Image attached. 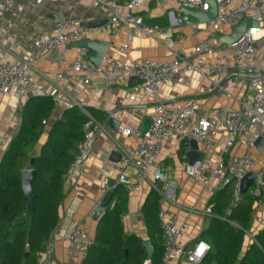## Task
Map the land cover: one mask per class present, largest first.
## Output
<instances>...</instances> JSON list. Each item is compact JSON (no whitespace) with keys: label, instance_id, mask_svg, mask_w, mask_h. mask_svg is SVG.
I'll list each match as a JSON object with an SVG mask.
<instances>
[{"label":"crops","instance_id":"1","mask_svg":"<svg viewBox=\"0 0 264 264\" xmlns=\"http://www.w3.org/2000/svg\"><path fill=\"white\" fill-rule=\"evenodd\" d=\"M118 1L123 4L126 0ZM131 12L141 16L147 25H159L160 31L147 34L137 25L131 24L120 26L111 33L101 32L90 37L109 44L106 50L107 57L122 60L148 57L161 62H170L176 54L194 57L196 44L209 34L203 23L178 24V18L186 14L178 9L175 0L170 2L146 0ZM70 14L82 17L83 21L90 25H98L109 21L111 11L108 6L92 7L91 0H0V61H11L15 56L31 60L34 76V83L25 95L18 87L10 86L3 89L0 86V161L6 148L2 146V141L7 134L13 136L18 132L22 123V105L30 97L49 95L55 101L51 115L45 119L46 123L43 122L44 131L33 149V154L39 153L51 127L67 108L74 105L84 111L88 108L105 111L108 116L113 115L120 121V127L129 125L132 129L144 131L150 126L153 107L159 101L172 108H181L190 98L197 95L202 112L211 114L220 105L239 109L242 102L247 99L249 76L215 66V59L211 56L204 57L207 67L201 73L187 71L182 73L183 82L160 84L155 101L149 100L143 92H134V81L128 85H106L100 78H96L93 83L83 85L70 78L57 80L55 74L67 71L69 63L77 53L76 41L43 58L37 57L34 41L41 32H49L60 17ZM228 32L229 30L219 32L218 37ZM129 35L133 36L131 49L122 52L120 47ZM259 51L264 56V40L259 44ZM205 89L208 91H204ZM108 116L105 120L98 121L96 136L91 142L93 156L76 174L65 177L66 195L60 206V222L47 244L53 249L50 264H62L64 261H69V264H83L81 252L76 251L69 257L68 246L62 238L70 233L73 221L81 218L86 219L87 232L92 237L95 235L98 216L90 217L89 213L102 195V185L107 181L111 187L109 190H112L118 175L116 163L123 151H132L138 143L134 135H125L118 129L114 130L107 126L105 122ZM226 141L225 132L214 134L213 147L207 156L216 160L218 150ZM190 150V141L183 142L177 136L161 144V159L171 174L169 181L161 182L164 185L161 207L169 213L177 214L180 220H185L189 224V230L181 236L186 248L201 239L210 219L205 209L210 206L215 193L213 187L205 186L189 173L184 155H187L191 166H196L201 160V145L198 143L196 152L191 156L188 154ZM245 151L244 145L236 143L230 149L229 155H241ZM253 156L257 160L255 171H259L264 167V147L256 145ZM131 176L133 180L137 178L135 174L131 173ZM211 183L217 186L219 182L212 179ZM151 189L150 180H146L136 190L128 193L127 210L122 216L126 234H136L144 241L150 239L142 206ZM259 203H264V196L255 204L259 219H251L249 234L245 237L244 251L264 227V213ZM190 209L197 212H191ZM144 264H152L151 259H146ZM170 264L193 263L186 257H179Z\"/></svg>","mask_w":264,"mask_h":264},{"label":"built area","instance_id":"2","mask_svg":"<svg viewBox=\"0 0 264 264\" xmlns=\"http://www.w3.org/2000/svg\"><path fill=\"white\" fill-rule=\"evenodd\" d=\"M145 1L126 0L122 4L118 0H91L92 7H109V21L101 26L90 27L83 24L82 17L75 14L65 16L55 21L49 32L43 31L35 39L37 57H47L70 42L90 38L101 32L111 33L123 25H137L147 34L160 31L159 25H147L141 16L131 12ZM175 1L180 11L182 7L209 9V2L206 0ZM216 3L217 15L203 23L209 34L196 44L194 57L176 54L170 62H161L148 57L122 60L105 56L99 65H95L85 58L87 48L77 47V53L69 63L67 71L55 74L57 80L70 78L83 85L93 83L96 78H100L106 85H128L134 81L133 91L145 93L151 101L156 100L160 84L183 82L182 73L187 71L201 73L207 67L205 56L213 57L215 66L219 68L232 69L249 76L248 96L239 109L220 105L213 113L205 114L201 110L199 96L195 95L181 108H172L162 101L156 102L150 126L144 131L132 129L129 125L120 127L118 130L122 134L134 135L138 139L136 147L132 151H123L116 163L118 175L115 184L123 185L128 193L136 190L146 180H150L152 188L163 192L164 187L161 189L160 183L169 181L171 174L161 159V144L174 136L186 143L195 139L201 145L205 154L196 166H191L187 155H184L186 167L197 181L217 191L231 179H235L234 205L242 196L241 180L249 172L255 173L254 194H260L264 188V167L255 171L257 160L253 156L258 138L264 136V56L259 51V44L264 40V0H216ZM244 18L254 19L257 24L248 27L234 42L219 40V32H230L233 26ZM186 19L187 15L179 17L178 24L184 23ZM132 40L133 36L129 35L120 50L127 52L131 49ZM32 66L31 60L20 56H15L11 61H0V86L3 89L15 86L23 95L27 94L34 83ZM43 122L46 123V120ZM98 126L99 122L93 117L85 124V138L78 144L77 156L68 166L67 177L76 174L93 156L91 142L95 139ZM220 131L227 134V141L218 150V158L213 160L207 153L212 150L213 135ZM12 137L7 134L2 146H7ZM236 143L244 145L246 151L241 155H229L230 149ZM131 173L137 176L135 180L132 179ZM212 179L218 180L217 186L212 185ZM109 189L111 187L105 181L102 185V195L91 209L90 217L96 216L102 197ZM259 204L264 213V203ZM190 211L197 212L194 209ZM205 213L212 216L210 206L205 209ZM158 214L164 246L161 264H170L179 257H186L193 264L200 263L210 250V243L199 239L193 246L186 248L181 236L189 230L187 221L180 220L177 214L169 213L164 207L160 208ZM252 219H259L255 208ZM86 228L85 218L76 219L70 233L62 238L68 246L69 257L79 251L85 259L93 239ZM201 245H204L203 252L199 251ZM52 256L53 249L47 245L39 254L37 264H50ZM62 264H69V261Z\"/></svg>","mask_w":264,"mask_h":264},{"label":"trees","instance_id":"3","mask_svg":"<svg viewBox=\"0 0 264 264\" xmlns=\"http://www.w3.org/2000/svg\"><path fill=\"white\" fill-rule=\"evenodd\" d=\"M52 96L30 97L22 105V123L13 135L0 161V264H37L60 222V206L65 198V177L76 158L78 144L85 138V124L93 117L103 121L107 112L74 105L65 110L48 133L38 154H33L44 131L43 120L51 115ZM184 142V141H183ZM36 170L32 188L36 194L30 210L23 191L21 171ZM235 179L215 191L210 207L212 216L201 239L211 248L198 264H264V227L244 251L255 204L264 196L254 194L255 186L233 203ZM164 185L161 183L160 188ZM111 201L98 216L95 235L83 264H144L148 253L144 240L126 234L122 216L127 210L128 192L121 184L112 188ZM161 192L152 188L143 206L149 239L154 247L152 264H161L163 233L159 221Z\"/></svg>","mask_w":264,"mask_h":264},{"label":"water","instance_id":"4","mask_svg":"<svg viewBox=\"0 0 264 264\" xmlns=\"http://www.w3.org/2000/svg\"><path fill=\"white\" fill-rule=\"evenodd\" d=\"M209 2V9L203 10L199 8H186L182 7L181 11L184 12L186 15L191 16L192 18L186 19L185 22L189 24H197V23H205L214 18L217 15L218 12V6L216 3V0H206ZM63 17H60L58 20H61ZM84 25L90 26V27H97L103 25V23H99L98 25H90L88 22H84ZM106 24V23H105ZM256 21L251 18H244L241 21H239L237 24L233 26L230 32L221 34L218 38L220 41L231 43L236 41L238 38L241 37V35L246 31L248 27L256 25ZM75 45L77 47H85L89 51H87V54L85 58L87 60H90L95 65H99L103 58L106 56V50L109 46L107 42L98 40V39H92V38H86L83 40H79L75 42ZM105 124L109 126L110 128L117 130L120 128V121L116 119L113 115H109ZM190 145L191 150L188 152V154L191 156L193 155L198 147V142L195 139H190ZM256 145L258 147H264V136H260L256 142ZM204 152H201V158L204 157ZM194 163V162H191ZM36 174V170L33 168H24L21 171V180H22V187L23 191L28 199L29 202V208L32 210L35 205L36 201V194L32 188V180ZM255 180V173L249 172L244 178L241 180V192L242 194H245L251 186L254 184ZM113 196V190H108L102 197L101 206L99 207L96 216H99L100 213L104 210V208L107 206V204L111 201ZM144 246L146 248V251L148 253V258L151 259L153 257L154 253V247L150 241H145Z\"/></svg>","mask_w":264,"mask_h":264},{"label":"snow or ice","instance_id":"5","mask_svg":"<svg viewBox=\"0 0 264 264\" xmlns=\"http://www.w3.org/2000/svg\"><path fill=\"white\" fill-rule=\"evenodd\" d=\"M199 251H200V252H203V251H204V245H201V246H200Z\"/></svg>","mask_w":264,"mask_h":264}]
</instances>
